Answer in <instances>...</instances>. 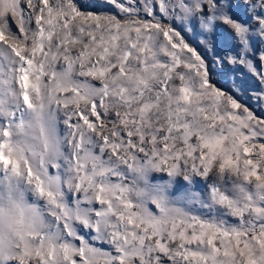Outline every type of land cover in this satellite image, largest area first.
I'll return each instance as SVG.
<instances>
[{"label":"snow or ice","instance_id":"obj_1","mask_svg":"<svg viewBox=\"0 0 264 264\" xmlns=\"http://www.w3.org/2000/svg\"><path fill=\"white\" fill-rule=\"evenodd\" d=\"M99 7L0 0V173L56 225L0 264H264V0ZM132 170L187 186L133 200Z\"/></svg>","mask_w":264,"mask_h":264},{"label":"clouds","instance_id":"obj_2","mask_svg":"<svg viewBox=\"0 0 264 264\" xmlns=\"http://www.w3.org/2000/svg\"><path fill=\"white\" fill-rule=\"evenodd\" d=\"M29 135H19L16 141L24 148L40 153L46 143L53 145L40 135L39 126ZM54 139L56 132L50 133ZM62 151V149H61ZM149 172L147 177L140 176L135 170L130 173L131 191L128 197L137 201H155L163 204V198L169 197L168 190L161 192L153 185ZM140 196H137V193ZM50 208L47 202L40 199L23 183L12 175L0 173V250L14 252L19 244V233L55 234L56 225L48 215Z\"/></svg>","mask_w":264,"mask_h":264},{"label":"rangeland","instance_id":"obj_3","mask_svg":"<svg viewBox=\"0 0 264 264\" xmlns=\"http://www.w3.org/2000/svg\"><path fill=\"white\" fill-rule=\"evenodd\" d=\"M81 10L84 11H100L99 0H76ZM104 11H113L111 8H104ZM151 181L155 182L154 187L164 192L168 190V194L170 198H176L180 195L183 188L186 187V183L180 177H172L170 178L164 172H155L153 171L151 174ZM203 185L197 184L196 190H200Z\"/></svg>","mask_w":264,"mask_h":264}]
</instances>
